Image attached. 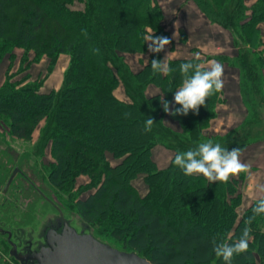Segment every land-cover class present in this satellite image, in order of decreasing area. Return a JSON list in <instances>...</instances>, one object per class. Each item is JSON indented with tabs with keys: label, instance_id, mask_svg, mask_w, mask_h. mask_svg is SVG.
Segmentation results:
<instances>
[{
	"label": "trees",
	"instance_id": "1",
	"mask_svg": "<svg viewBox=\"0 0 264 264\" xmlns=\"http://www.w3.org/2000/svg\"><path fill=\"white\" fill-rule=\"evenodd\" d=\"M193 1L211 20L239 35L250 47L247 51L241 48L235 59L228 57V64L240 71L247 117L225 134L206 132L217 104L223 102L222 91L207 98L198 114L190 111L188 115L173 116L165 113L161 104L164 97L173 110L180 107L174 101L175 91L183 81L180 65L193 62L205 67L202 58L170 59L171 71L167 74H153L151 61L161 60L160 53L151 52L137 71L126 61V51L143 53L146 48L147 29L141 21L161 20L155 0H95L88 9L74 15L51 13L48 5L55 4L53 0H0V63L14 48L36 53L45 49L51 55H74L79 49L65 84L58 90L43 92L38 85H20L6 78L0 87V116L7 117L11 135L29 140L38 123L46 121L41 136L51 140L56 163L48 178L55 187H63L76 173L101 170L104 176L95 190L76 200L75 214L92 227L97 237L114 246L95 224L110 213L130 219L129 232L127 228L113 230L128 249L116 247L134 250L155 264H223L213 251V241L218 244L236 240L253 215L255 204L239 218L241 193L237 177L231 176L227 183H211L202 177L184 175L173 161L169 168L159 169L151 156L155 144L172 148L177 154L208 140L231 151L257 139H247L250 130L244 127L258 120L257 107L264 104V38L260 26L264 22V0L254 3L250 12L245 0H231L228 11V0H216L218 15L211 13L210 2ZM60 6L57 7L65 10ZM156 22L154 35L169 38L171 48H175L169 31L161 21ZM158 84L155 92H148L150 86ZM121 85L128 101L114 93ZM148 117L155 122L150 132L145 131ZM166 117L175 120L180 129L167 124ZM108 154L119 162L112 164ZM6 155L0 147V194L16 167L19 172L0 204V226L13 233L18 227L36 228L41 218L54 210L42 194L50 199L53 194L23 169V157L7 169L2 161H12ZM139 174L148 185L145 198L132 187ZM198 197H202L199 207L211 225L216 217L225 215L222 226L209 228L207 222H199L193 211ZM178 201L184 204L180 206ZM55 203L64 213L68 211L57 197ZM251 229L249 252L236 256L233 264H258V259L264 264V215L255 217ZM0 237L11 247L5 235L0 233ZM10 259L19 263L12 256Z\"/></svg>",
	"mask_w": 264,
	"mask_h": 264
},
{
	"label": "rangeland",
	"instance_id": "2",
	"mask_svg": "<svg viewBox=\"0 0 264 264\" xmlns=\"http://www.w3.org/2000/svg\"><path fill=\"white\" fill-rule=\"evenodd\" d=\"M53 1H55L54 2L55 4L50 2L48 5L51 13H54L55 15H63L65 13L68 15L70 13H73L74 15L76 13L79 14V10L88 9L89 8L88 6L89 5L92 6L95 0H62V1L53 0ZM181 1H184V0H181ZM186 1L194 2L193 0H186ZM206 1L210 2V4L213 6L211 7V10H212L211 13L214 15L216 14L218 15L217 10L219 9V7L216 3V0H206ZM230 1L231 0L226 1V4H225L226 11L229 10ZM257 1L258 0H245V4L250 9L252 5L256 3ZM155 2L161 10V20L159 18L158 20L161 21V25L163 27H166L165 25L166 23L168 22L171 23V21H173L176 11L178 10L175 8L178 4L177 3L178 1L170 2L169 0H155ZM58 3L62 5L65 10H62L61 8H59L61 6L57 5ZM195 5L197 6L196 3ZM197 8L200 11V13H202L204 16L203 21H210L213 24L222 26L218 22L211 20V17L205 14L198 6ZM250 11L251 9L249 10V12ZM158 20H155L154 18H148V19H144L143 21H141V25L146 26L147 35H153L156 33V30H157L156 21ZM188 21H194L191 15L188 17ZM260 26H261V35L264 38V22L260 23ZM222 27L227 29L230 36H232V41L229 43V45L231 46V49L226 47L229 49L226 54H224L225 50H221L220 52H223V53H219L215 55L205 54L202 58L203 62L205 63L209 59L215 58L216 61L218 60L223 65L227 64L231 67L238 68L234 64L233 66L232 64L231 65L228 64V60H229L228 57L235 59L236 55L239 53V50L241 48L243 51H247L250 49V47L244 44L243 39L239 35L233 33L230 29L224 26ZM194 34H195L194 37L198 36L196 32ZM210 36L214 37L215 35L214 33L211 32ZM211 41H212L211 42L212 44L218 43V42L223 44L224 37L223 35H219V36L214 37ZM187 43H188L187 33L181 32L179 36V41H178L179 50H184V48H186L185 50H187L188 48H191V47L187 48L186 46ZM169 46H171V44ZM195 49L197 48H193V47L191 48L192 51H194ZM162 52H160L161 60H163ZM167 52L168 50L165 49V54ZM150 53L151 52L148 50V43H147L146 48L143 51V53H134V52L126 51L124 56H125V59L126 57H128L129 60H132V64H135L138 67L139 66L138 55L147 54L148 59H149ZM77 56H79V49L74 55L64 54V53H58L55 55L54 54L51 55L45 49L42 50L41 53H36L34 50H30V49L14 48L13 53L6 55L3 58L2 62L0 63V87L4 85L6 78H9L11 82L16 81L20 85H26L28 83H30L31 85H38L40 91H43V92H49L51 90H58L65 84L66 73L71 68L72 64L74 63V59ZM158 83H161V82L159 81ZM161 84L164 85V83H161ZM158 86L159 84L157 85V87L155 85L150 86L148 88V92L149 93L155 92ZM117 92H118V95H123L124 93H126V90L124 86L122 85L120 86V89H118ZM240 95H241V91H240ZM222 97H223V93H222ZM235 110L239 112V109H235ZM256 111L259 113V114L256 113L258 120L244 127L245 130L247 131L250 130V133L247 139H255V138H257L256 140L264 139V104L259 105ZM240 118H241L240 113H237L236 116L233 115V117L231 118L230 116L226 117L224 124H226V122H229V121L231 123ZM45 124H46L45 120H42L38 123L37 127L33 131L31 139L29 140L18 139L11 135L10 130H9V121L7 117L0 116V147H2V149H4L8 153V155H10L9 157H5V158L6 159L9 158L12 161V162L2 161V164L4 166L7 165L8 166L7 169H9L12 163L17 161L20 157H23L25 161V164L23 165V169H26L25 171L31 175V178H33L34 181H36L38 185L40 184L39 181H41L42 188L50 191L53 194V196H55V198L57 197V199L66 207V209H68L67 212L72 213L74 215L75 217L74 220L76 223V221L78 222L77 214H75V212L77 211L76 206H75L76 200L79 198L86 197L90 192L94 191L95 188L100 183V181L102 180L104 174L101 172V170L100 171L97 170L93 173H86V172L76 173L72 178H70V180L63 187L59 188V187L53 186L49 181L48 175L50 173V170L54 167L56 160L51 150V140L47 138L43 139L41 136L42 135L41 130L45 126ZM231 126H233V124ZM233 128H235V126L231 127V129ZM108 159L112 164L119 162V159L113 158L112 155L110 154H108ZM77 163L75 162L76 165ZM75 164L74 166L76 167ZM132 187L134 188L135 192H137V194L141 198H145V195L148 191V185L144 181L143 174H139L132 181ZM237 187L239 188L238 190L240 191V189L242 188L241 182L240 183L239 181L237 182ZM201 192L204 193L203 190ZM201 198L198 197V200L196 201V206L193 208L196 218L202 224H205V222H207L208 223L207 226L209 228L218 227L219 224L220 226H222L225 220V215L223 217L221 215L216 217L214 226L211 225L210 222H208L209 220H206L204 218V212L199 207V202H201ZM163 201L164 200H161V202ZM190 201L193 203V199H191ZM182 204H184V202L183 203L179 202L180 206ZM159 209L164 210V208L162 207H159ZM95 227L97 228V231L103 237L112 241V243H114L116 246L128 249V247H124L122 245L121 239L119 238V234L113 233V230H120V229L127 228L126 232H129L132 229V224L130 222V219L117 217L115 216L114 213H110L108 215H105L100 220H98L97 223L95 224ZM81 230H83V228H82V225L79 223V231ZM9 250H10V247L8 246V244L0 237V259H4L5 261L4 264H19V263H16L14 260L10 259ZM258 264H263V263L258 259Z\"/></svg>",
	"mask_w": 264,
	"mask_h": 264
},
{
	"label": "crops",
	"instance_id": "3",
	"mask_svg": "<svg viewBox=\"0 0 264 264\" xmlns=\"http://www.w3.org/2000/svg\"><path fill=\"white\" fill-rule=\"evenodd\" d=\"M169 1H178L177 6H174L178 10L176 11L173 21H171V23L168 22L165 24V28L169 31L171 38L175 41L176 48L172 49L171 46H166L165 49H167L168 52L166 54L165 50L162 52L163 59H165V55H167L168 53H171L169 60L173 58L196 57L194 54L197 52L200 54L199 57L203 58L205 54L215 55L223 53L220 52L221 50H225L224 54H226L229 50L228 48L231 49L229 43L232 41V36H230L228 30L220 25L213 24L210 21H203L204 16L202 13H200L194 2L186 0ZM190 15L194 21H188V17ZM181 32L187 33V48L193 47L197 49H195L194 51H192L191 48H188L187 50H185L186 48H184V50H179L178 41ZM195 32L198 35H196L197 37H194ZM211 32L214 33V37L223 35V44L219 42L212 44L211 40L214 37L210 36ZM126 61L133 71H137L148 61V55H138V67L135 64H132V60H129L128 57H126ZM211 61H216V59L212 58L205 62L204 65L206 68L210 66L209 62ZM223 68L224 74L222 76V80L224 87L221 91L225 99L223 102L218 103L216 106L215 113L211 117L209 125L206 127V132L208 134H225L231 129V127H237L238 125H240L247 115V107H245V105L243 104L240 95L239 69L236 67H231L227 64L223 65ZM118 89H120V87L115 89V95L121 100L128 101L129 98L126 93H124L123 95H118ZM235 109H239V112H237V110ZM237 113H240V119H237L236 121H233L231 123L229 121L224 124L226 117L230 116L231 118L233 117V115L236 116ZM166 123L175 129H180L179 124L173 119L166 117ZM232 124L233 126H231ZM175 155L176 151L174 149L169 148L163 144H155L151 148L152 159L159 169L169 168ZM240 160L242 163L249 165V171L234 175V177L238 178L239 183L241 182L242 186V188L240 189L241 200L237 206L239 218L257 200V185L264 184V139L252 141L248 143L244 148H242ZM195 176L204 178L202 174H198ZM4 263V259H0V264Z\"/></svg>",
	"mask_w": 264,
	"mask_h": 264
},
{
	"label": "clouds",
	"instance_id": "4",
	"mask_svg": "<svg viewBox=\"0 0 264 264\" xmlns=\"http://www.w3.org/2000/svg\"><path fill=\"white\" fill-rule=\"evenodd\" d=\"M148 50L153 53H160L171 40L165 36L156 37L146 35ZM171 53H168L163 60L153 59L151 68L153 74H167L171 71L168 60ZM199 58V53L194 54ZM210 66L205 68L200 63L186 62L180 65V73L183 76L182 84L176 89L174 101L180 107L172 109L171 103L161 97V104L165 113L170 115H188L190 111L198 114L201 106H206L207 98L219 93L223 87L222 76L223 65L218 61L209 62ZM155 124L154 119L148 117L145 122V131L150 132ZM241 149L234 148L231 151L220 143H213L208 140L201 142L194 149L186 152H179L175 155L173 163L181 169L186 176L202 174L209 182L227 183L231 176L241 172H248L249 165L240 160ZM258 198L252 209L253 215L245 222L240 236L232 242L216 243L213 241V251L223 264H233L236 256L249 252L250 241L252 240L251 224L255 217L264 215V184L257 185Z\"/></svg>",
	"mask_w": 264,
	"mask_h": 264
},
{
	"label": "water",
	"instance_id": "5",
	"mask_svg": "<svg viewBox=\"0 0 264 264\" xmlns=\"http://www.w3.org/2000/svg\"><path fill=\"white\" fill-rule=\"evenodd\" d=\"M19 168H15L0 194V204ZM41 218L38 226L18 227L14 233L0 226L11 245L9 254L20 264H155L134 250L118 248L97 237L78 214L66 217L57 207ZM79 223L83 230L79 231Z\"/></svg>",
	"mask_w": 264,
	"mask_h": 264
},
{
	"label": "flooded vegetation",
	"instance_id": "6",
	"mask_svg": "<svg viewBox=\"0 0 264 264\" xmlns=\"http://www.w3.org/2000/svg\"><path fill=\"white\" fill-rule=\"evenodd\" d=\"M11 185V184H10ZM10 187V186H9ZM9 190V189H8ZM43 195V197L47 200V201H49L50 203H51V205H52V207L54 208V210L52 209L51 210V212L53 211V212H57L58 210H57V207H59L56 203H55V196H53L52 195V199H50L49 197H47L45 194H42ZM65 216L66 217H72V216H74L72 213H68V212H65ZM77 228H78V226L76 225V223H75V220H73V222H72Z\"/></svg>",
	"mask_w": 264,
	"mask_h": 264
}]
</instances>
